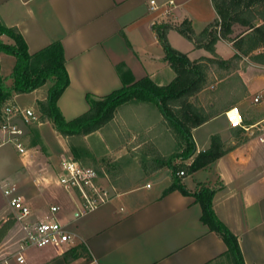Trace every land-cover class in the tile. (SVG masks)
<instances>
[{
  "label": "crops",
  "instance_id": "crops-1",
  "mask_svg": "<svg viewBox=\"0 0 264 264\" xmlns=\"http://www.w3.org/2000/svg\"><path fill=\"white\" fill-rule=\"evenodd\" d=\"M169 1L155 0L152 4V0H0V21L19 29L31 53L61 41L70 82L58 104L64 116L72 119L89 109L88 93L102 96L122 87L117 71L119 63H125L136 79L150 76L160 85L175 79L176 72L165 59L154 24H171L167 31L169 44L191 59L213 57L207 47H195L178 27L189 21L195 33H200L219 18L214 1L174 0L173 4ZM254 22L259 25L262 19ZM246 29L237 22L231 38L216 41L215 54L228 60L224 67L251 58L234 46L233 39ZM262 51L264 45L253 54ZM239 69L240 83L250 96L253 83H264V64L252 60L242 71ZM40 88L32 91L37 92L38 101L48 95L38 93ZM258 93H264V88L253 94L254 104H259L254 102ZM140 102L148 101L120 105L109 122L78 137L77 142L85 145L97 161V166H89L99 171L112 192L108 201L88 212H81L59 182L62 157L73 153L69 140L49 119L30 124L18 120L22 132L17 136L26 149L23 153L14 142H3L4 134L0 133V227L5 223L6 229L11 226L17 229L14 249L0 252V257L10 256L20 244L17 212L4 194V188L14 184L29 205L33 220L44 219L51 213V206L58 205L57 217L74 236L73 243L62 247L28 248L25 251L28 264L224 263L218 257L227 250V244L203 221V209L195 196L179 189L165 193L172 183L171 170L147 163L157 155H172L179 146L158 105L155 104V109ZM226 108L192 129L196 153L210 147L213 135L225 142L222 143L225 152L208 168H202L208 170L214 164L215 169L211 168L214 175L193 179L185 175L182 181L191 191L202 184L216 188L213 209L238 236L245 264H264V146L243 129L246 135L243 140L230 137L236 135L237 129L227 122ZM219 117L228 126L210 131L211 140L198 144L196 130ZM263 117L251 115V120ZM117 120L121 124L110 127ZM193 158L184 162L191 163ZM111 163L120 165L123 171L117 179L110 175ZM153 177V182L148 180ZM81 243L88 247L89 257L67 262L63 252ZM3 244L4 241L0 242V248Z\"/></svg>",
  "mask_w": 264,
  "mask_h": 264
},
{
  "label": "trees",
  "instance_id": "trees-1",
  "mask_svg": "<svg viewBox=\"0 0 264 264\" xmlns=\"http://www.w3.org/2000/svg\"><path fill=\"white\" fill-rule=\"evenodd\" d=\"M213 1L219 18L200 33H195L189 21H184L178 27L181 33L194 42L195 47H207L214 53L213 57L202 58L207 63L199 64L187 53L169 44L167 31L171 28V24H154L155 31L164 46L165 59L176 72L175 79L165 85L156 83L150 76L136 79L125 63H119L117 71L123 82L122 87L102 96L88 93L89 109L72 119L64 116L58 104L59 97L70 82L61 41L56 40L31 53L19 29L7 26L0 21V53L11 54L16 58L14 68L9 74L4 75L0 71V126L4 120V107L13 102L17 94L31 92L49 83L46 99L38 101L39 120L49 119L52 122L56 130L69 140L71 151L76 159L85 165L97 166L95 157L85 145L77 142L78 137L101 128L113 118L116 109L124 103L148 101L157 104L177 135L179 147L172 155L168 157L157 155L155 158L148 159L147 163L167 166L172 171V183L165 189V193L179 189L185 194H193L197 202L201 204L203 221L221 235L227 244V250L218 259L222 258L221 261L226 264H245L238 236L228 228L213 209L212 200L216 188L202 184L191 191L177 175L178 159L184 162L194 156L193 161L185 165L187 173L191 174L209 166L225 152L219 137L214 135L210 147L196 153L192 129L208 121L220 111H214L213 106L208 107V111L207 108L196 106L188 100L189 96L204 87L208 62L219 60L221 64L226 65L228 61L215 54L216 41L221 37L231 38L233 25L239 22L247 29L244 33L232 38L234 46L238 52L250 56L257 63L264 64V51L253 54L255 49L264 45V0ZM257 18L262 19L259 25L254 22ZM234 129H237L236 135L242 133V128ZM63 254L65 260L71 262L79 257H89L90 252L86 244L81 243L66 249Z\"/></svg>",
  "mask_w": 264,
  "mask_h": 264
},
{
  "label": "built area",
  "instance_id": "built-area-1",
  "mask_svg": "<svg viewBox=\"0 0 264 264\" xmlns=\"http://www.w3.org/2000/svg\"><path fill=\"white\" fill-rule=\"evenodd\" d=\"M174 2V0L169 1L170 4ZM154 3L155 0H152V4ZM254 102H264V93L255 95ZM225 115L232 128L244 129L264 146V117L255 122H246L238 105L226 110ZM18 120L25 124L39 122V114L32 108H22L13 102L4 107V120L0 126V133L4 134L2 141L14 142L19 151L23 153L26 149L17 136L22 132ZM179 173L185 174L183 170ZM59 182L66 191L73 193L79 200L82 213L97 208L112 197V192L103 183L99 171L93 166L83 164L73 155L62 157ZM4 194L17 212L16 219L19 221L21 237L19 247L10 256L0 257V264H28L25 253L28 248L48 245L62 247L74 242L73 234L57 217L60 206L52 205L48 216L44 219L33 220L30 216L31 209L16 185L6 186Z\"/></svg>",
  "mask_w": 264,
  "mask_h": 264
},
{
  "label": "rangeland",
  "instance_id": "rangeland-1",
  "mask_svg": "<svg viewBox=\"0 0 264 264\" xmlns=\"http://www.w3.org/2000/svg\"><path fill=\"white\" fill-rule=\"evenodd\" d=\"M223 47H225V46L223 45ZM202 58H203V56H201L199 58H195V61H197V63H199V64H202L205 62L207 63V61L202 59ZM0 60H1V73L6 75L9 72H11V70L13 68V64H14V57L9 55V54H2L0 56ZM250 61H252V58H246L245 57V59L243 58L242 61H236L234 63L231 62L230 67L229 66L224 67L223 64H221L219 60H213L211 62H208L207 77H206V81L203 85L204 87L199 92L189 96L188 100L192 101V103H194L196 106H202V107L207 108L208 111H209L208 107H210L211 103L213 104V110L214 111L215 110L220 111L224 107L230 108L234 105H238L240 107V109L242 110L244 116H245L246 122H254V120L253 121L251 120L252 119L251 115H252V117H255V118H257L258 116H260V117L264 116V102L259 103V104H254L252 102L253 94L255 92H258V90L264 88V83H261V82L253 83L250 87V94L251 95L249 96L247 94V91H245V87L240 83V80H239L240 76L238 74L239 73L238 68L240 67L239 70L242 71L243 68L247 67V65L250 63ZM48 86H49V83L42 86L40 88V90L38 91V93H42V94L46 93L47 94L48 93ZM37 95H38L37 92L34 93L32 91L26 92V93H20L14 97L13 103H15L16 105H18L22 108H32L35 112L38 113V100H35ZM244 96H246V97H244ZM134 103H137V102H134ZM140 103L152 105V106H154L155 109H157V107L155 106V103H153V102H140ZM261 109H262V111H261ZM118 120L114 124H111L110 127L114 128V127L120 125L121 122ZM227 122L224 118L219 117L215 120H212L208 124L199 127L196 130V136H197L198 144L203 143V141L211 140V137L208 138L209 132L212 130H223L222 128H225V126H228ZM243 131H244V129H243ZM233 136H235V139L233 138L235 141L243 140L246 137L244 132H242L241 134H238V135H233V134L230 135V137H233ZM220 141L225 144V142L221 138H220ZM144 147H146V146H144ZM101 161H102V159H101ZM104 162H105V160H104ZM177 163H178L177 164V166H178L177 175L180 176L181 178H182V176H185V175L189 176L190 179H193L196 177L200 178V177H202V175H209V176L214 175V172H213L214 170H212V169H215L214 164H212V167H211L212 169L211 168L208 170L202 169L196 173L188 174L186 171V166H185L187 163L181 162V161L178 162V160H177ZM110 165H111V170H110L111 173L110 172L109 173L113 179L116 178L118 175H121L123 173L120 165H117L114 163H111ZM206 168H208V167H206ZM165 169H166L165 171H168V172L170 170V168H165ZM181 169L186 171L184 175H181L179 173L181 171ZM171 173H172V171H171ZM57 178H58V176H57ZM122 178L123 177L120 176V179H122ZM148 180L153 182L154 177L150 178ZM70 195H71V197L74 198L75 202H77V204L80 206V202L75 197V195L73 193L69 192V196ZM67 211L70 212L69 210H67ZM67 211L63 212L64 215L67 214ZM9 222H10V224L12 223V225H13L11 217L9 218ZM6 227L7 226L5 223L0 227V242L4 241L3 247L0 248L1 253H4V252L8 253L11 250H13L15 247V241L17 239L16 227L11 226V227H8V229H6ZM48 246H50V245H48ZM0 256H1V254H0ZM223 264H226V263L224 262Z\"/></svg>",
  "mask_w": 264,
  "mask_h": 264
}]
</instances>
